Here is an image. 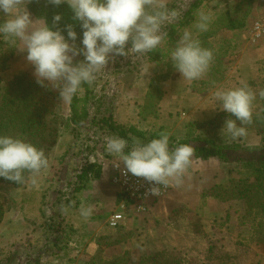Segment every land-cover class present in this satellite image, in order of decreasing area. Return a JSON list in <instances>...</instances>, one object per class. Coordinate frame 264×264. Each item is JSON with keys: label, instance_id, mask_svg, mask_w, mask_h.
Wrapping results in <instances>:
<instances>
[{"label": "rangeland", "instance_id": "374dc122", "mask_svg": "<svg viewBox=\"0 0 264 264\" xmlns=\"http://www.w3.org/2000/svg\"><path fill=\"white\" fill-rule=\"evenodd\" d=\"M193 1L195 0H168V8L178 11L179 16L174 20L166 21L162 33L167 32L171 23L179 21ZM235 1L238 0H204L199 10L211 14V25L220 11L234 9ZM249 22L250 17L248 23L240 29L220 28L206 37L214 55L211 65H224L227 69L224 67L225 71L222 73L224 76L219 82L214 83L215 85L209 84L212 70H208L201 79L192 82V87L204 97L209 96L216 89L228 86L237 77L240 72L241 54L247 48L244 43V32ZM185 29L190 31L194 38L199 33L205 34L195 26ZM165 44L164 39L159 47ZM130 46L129 44L128 47ZM146 58V53H130L127 57L118 56L110 60L105 71L98 74L90 86L91 97L95 100V105H91V111L96 118L112 113L115 120L122 123L120 125L123 127L136 126L141 131L150 133L163 126L169 136L174 135L176 131H182L181 120L176 119L175 125L165 126L158 124L154 118L144 119L140 114V117H137L138 110L132 102H138L141 98L127 95L135 86L140 93L146 90L147 86L143 84H147L155 72L166 73L167 69L165 70L164 65L148 62ZM165 62H171L170 54ZM145 67L151 69L145 76L147 83H142V70ZM259 69L263 75L260 81L261 91L264 88V61L260 63ZM220 70L218 69L219 73ZM52 91L58 94L57 90ZM169 101L170 97L164 102L165 104L163 103L164 115L170 109ZM60 103L63 106V114L67 116L68 103ZM188 116L181 115V119ZM216 125L212 123L203 128L205 136L225 147L228 160L222 161L216 157L220 163L216 162L211 166L213 169L209 172L200 169L199 173L211 177L208 188L203 192L206 194L218 193L220 189L217 185L223 184L221 181L228 176L230 169L240 168L241 160L264 158L260 136L248 132L247 137L242 140L231 141L227 135L224 137L221 135L222 128H217ZM251 130L254 131L253 128ZM108 136L112 135L103 133L98 125L93 123L92 118L73 129L62 124L57 144L50 151V167L42 177L38 189L30 187L27 183L20 185L17 182L0 181V204L3 207L0 221V264H115L121 256L124 260L130 259L126 264H139L141 255L152 249L181 252L188 264H222L224 261H218L216 257L224 253L233 257L226 259L230 263L233 261L231 264H264V243L257 241L254 230L250 227L251 224L241 222L240 215L246 208L245 199L230 197L229 201H221L212 196L205 198L201 196L194 200L189 198L188 189L192 187H189L188 183L183 185L180 191H174L176 193L173 199L176 204L170 210L169 216L148 221V213L142 217L146 218V221H141L133 227L128 224L130 220L128 219L122 224L125 226L121 230L122 233L117 234L118 226L108 225V219L116 210L117 202L113 208H110L108 205L111 200L107 198V192L101 191L102 196L96 200L94 192L88 191L85 195L84 189L81 192L74 191L80 183L78 173L89 157L98 163L101 158H114L105 149V137ZM129 147L128 145L127 148ZM215 173L218 182L212 179ZM92 183L87 181L84 185L85 189L91 187ZM187 186L185 192L182 188ZM173 187H169L162 200L170 194ZM103 189L106 190V187H102ZM182 192L187 195H183ZM224 195L225 193L223 195L221 193V196ZM210 198L215 202H211ZM95 203L98 204L99 211H103L100 212L102 216L98 217V222H93L95 217L90 216L85 219L80 215L82 204L94 207ZM62 206L67 208V212H62ZM100 236H119L126 239L118 243H103L100 255L95 256L98 245L94 240ZM211 247L216 252L214 256L209 257Z\"/></svg>", "mask_w": 264, "mask_h": 264}, {"label": "clouds", "instance_id": "9594fccd", "mask_svg": "<svg viewBox=\"0 0 264 264\" xmlns=\"http://www.w3.org/2000/svg\"><path fill=\"white\" fill-rule=\"evenodd\" d=\"M33 0H0V40L11 44L20 52H26V60L33 66L36 83L41 87L58 91L59 102L68 103L85 83L91 85L97 75L105 71L110 60L118 56L144 54L156 50L167 33H162L166 21L179 16L168 8V0H48L54 6L66 4L72 19L82 30V47L78 46L77 32L72 24L59 27L62 17L56 14L49 26L45 18L33 19L27 5ZM195 27L206 32L212 16L198 10ZM67 32V38L62 33ZM19 42V43H17ZM131 45L128 47V45ZM78 56L83 60L76 61ZM214 59L210 49L203 48L199 39L185 30L170 52L173 67L188 82L201 79ZM75 61V62H74ZM151 68L142 70V83ZM264 99V89L259 92ZM219 110L235 119H226L221 135L231 141L247 137V125L253 122V103L256 93L246 83L235 88H220L213 93ZM239 121V125L237 123ZM129 152L128 142L117 136L105 137L106 152L116 158L114 163L124 165L123 174L143 178L153 185V196L160 188L179 187L191 167L195 149L191 144L169 147V134L161 132L159 138L142 143L133 137ZM92 163L95 161L89 157ZM50 167V160L42 148L19 137L0 136V177L27 183L39 188L42 177ZM27 174V175H25ZM62 212L67 208L62 206ZM92 207L81 205L80 215L88 219Z\"/></svg>", "mask_w": 264, "mask_h": 264}, {"label": "trees", "instance_id": "16d2710c", "mask_svg": "<svg viewBox=\"0 0 264 264\" xmlns=\"http://www.w3.org/2000/svg\"><path fill=\"white\" fill-rule=\"evenodd\" d=\"M256 1L264 0H238L235 1L234 9L220 11L204 33H199L195 38L199 39L201 46L211 50V45L207 42L206 37L214 34L220 28H229L237 30L244 27L249 20ZM204 0H195L176 23H171L165 37L166 44L163 47H158L152 52L146 53L148 62H155L157 65H164L166 73L155 72L150 79L149 91L146 101L141 108L140 115L144 119L150 116H156L163 95V82L171 77L176 71L171 62H165L166 57L170 54V49L176 45L177 41L182 36L185 28H193L197 22V10ZM29 10L38 18H45L49 26H52L54 15L60 14L62 19L59 22V27L64 28L67 24H72L77 32V45L82 47L81 41L83 30L79 24L72 19V12L66 4L54 6L48 3V0H33L28 4ZM4 19L3 13H0V21ZM183 29H185L183 31ZM67 38V32L62 33ZM18 43V42H17ZM16 48L11 44L0 40V136L19 137L32 143L37 148H42L45 154L50 155V151L57 144L60 128L62 124L69 126L72 129L86 123L90 117V107L95 105L94 98L91 97V85L85 83L81 89L70 101V111L67 116L63 114V106L59 102L58 94L52 90L41 87L36 83L35 78L30 77L27 71L21 70L8 74L11 69V60L14 57ZM222 64V63H221ZM224 65H211L209 70H212L210 76V85H215L219 82L224 74ZM226 68V67H225ZM218 69H221L220 73ZM227 69V68H226ZM164 72V71H163ZM215 83V84H214ZM264 89V88H263ZM82 90V92H81ZM261 112L253 113V122L246 127L258 133L261 136L262 148H264V99H261ZM232 118L230 114L222 113L218 118L209 123H188L186 133L183 137L177 138L175 135L169 136V147L175 148L180 144H191L192 142L202 141L204 145L194 147L196 157L208 159L217 157L222 161H227L225 147L215 142L210 137L201 135L200 129L206 128L208 124L216 123L217 128H222L226 119ZM94 124H97L99 129L112 136H117L125 139L131 147L133 144V136L139 139L142 143H147L152 139L159 138L161 132H167L163 126L146 133L141 131L136 126L123 127L118 123L113 114L102 115L96 118L92 117ZM239 124V121H237ZM134 134V135H132ZM131 143V144H130ZM129 147V148H130ZM125 148V153L130 149ZM102 174V164L87 160L83 165L80 173H78L79 185L74 188L75 192H81L85 187V183L100 178ZM27 175V174H25ZM217 185L219 192L211 194L203 193L202 197L212 196L219 200L229 201L232 198H242L246 201V208L243 210L241 222L243 224H251L250 227L254 230L257 241L264 243V158L244 159L241 160L239 169H230L228 176L223 178ZM0 181L14 182L0 177ZM218 190V189H217ZM225 193L224 196H221ZM0 204V210L2 209ZM3 211H0V221ZM124 225L117 227V234L122 233ZM61 232V231H60ZM135 234V233H133ZM59 239L61 237H58ZM108 238V239H107ZM107 239L106 241H103ZM126 237H107L100 236L96 238L98 245L95 256L100 255L103 243L112 244L118 243ZM209 257L214 256L216 250L211 247ZM130 253V252H128ZM131 254V253H130ZM218 261H224L222 264H231L226 259L233 258L219 254ZM115 264H126L130 261L121 256ZM139 264H188L185 256L181 252L168 251L166 249H152L144 252L141 255Z\"/></svg>", "mask_w": 264, "mask_h": 264}, {"label": "crops", "instance_id": "0c3cea01", "mask_svg": "<svg viewBox=\"0 0 264 264\" xmlns=\"http://www.w3.org/2000/svg\"><path fill=\"white\" fill-rule=\"evenodd\" d=\"M28 11L30 12L33 19H39L29 10V8ZM258 18H264V3L262 1L255 2L253 11L250 15V22L246 26L247 30L244 32V43L246 44L247 48L241 54V61L239 62V64L241 65L240 72H238L237 77L232 80V82L228 86L224 87V89L240 87L242 86V83H246L247 85H249L250 88L256 93V100L253 103V113H260L262 109L261 98L259 96V89L261 87L260 81L262 80L263 75L260 73L259 65L260 63H262V61H264V34L256 40H253L250 37L251 26L254 20ZM26 55V52L22 53L18 49H16L15 55L11 60V69L8 71V74L25 70L34 77L33 66L27 62ZM80 60H83V58L81 56H78L76 58V61ZM150 79L147 84H143L144 86L146 85L147 88L142 93L138 92V90L135 89L136 86L131 88L129 93H127L129 97L131 96L132 98H141V100H138V102L131 101L138 110L137 117H140L139 113L146 101L147 94L149 91ZM192 82L193 81L188 82L183 80L181 74L176 70L169 79L163 82V95L160 100L157 115L148 117L156 119L158 121V124L165 126L175 125L176 119L181 120L180 124L182 131H176V133H174L177 138H181L185 135L186 126L188 123H209L210 121H213L218 118L222 113H227L219 110L217 104L214 102L213 93L217 89L213 91L209 96L204 97L203 94H201L200 92L195 90L194 87H192ZM168 97H170V109L167 114L164 115L163 105L165 104L164 102L168 99ZM68 105V111H70V102H68ZM181 115L189 116L181 119ZM92 117L93 113L90 107V117L88 121L91 120ZM204 131V129L199 130L201 135L206 134L204 133ZM247 131L253 132L255 136H260L258 133L250 130L249 128H247ZM193 143V147L200 146V144L204 145V142L202 141H196ZM99 160V162L102 164V174L100 178L92 181L93 183L91 187L89 186L86 189L84 188V194L86 195L88 191L94 192V199L97 200L99 196H102L100 195L101 191H103L104 193L107 192L106 196L111 200L108 206L110 208H113V206H115L117 202V188L111 183V176L113 174L112 162H114L115 159L101 158ZM216 162H219L216 157L202 159L194 155L192 158L191 167L188 169L185 175L183 184L179 187L174 186L173 189H171L170 194L166 198H164L163 200L161 199L158 203H154L151 206L149 214L147 215L148 221H151V219H159L169 216L168 214L170 213V210H172V208L175 207L176 204L173 199L176 193L174 191H180V188L187 183L190 184L189 187H192L188 189V192H190L188 194L189 198H193L195 200L198 197H201L204 190L208 188V181L209 179H211V177H206L203 173H199V171L200 169H202V171L204 170L206 172H209L211 169H213L211 168V166H214ZM216 174L217 173L213 175L212 179H214L215 182H218V176H216ZM223 175H226L225 172L223 173ZM102 187H106V190H102ZM187 188L188 186L183 187L182 189L187 192ZM185 192H182V194L187 195ZM210 201L215 202L214 199L211 198ZM97 203L94 204V207L91 205L92 209L94 208L91 215L92 217H95L93 222H98V217L102 216L101 213L103 212L99 211ZM141 218L142 217L129 218L130 220L128 224L132 225L133 227L141 221H146V218ZM94 242L96 243V240H94ZM90 244H92L91 241Z\"/></svg>", "mask_w": 264, "mask_h": 264}, {"label": "built area", "instance_id": "2783aa9c", "mask_svg": "<svg viewBox=\"0 0 264 264\" xmlns=\"http://www.w3.org/2000/svg\"><path fill=\"white\" fill-rule=\"evenodd\" d=\"M264 34V18L254 20L250 37L253 40L260 38ZM119 163V167L112 163L113 174L111 176L112 183L118 188L117 208L110 215L108 225L117 227L125 223L129 218H137L146 216L151 206L161 199L169 190V187L160 188L157 196L150 194L149 189L153 186L143 178L135 177L132 174L124 175V165Z\"/></svg>", "mask_w": 264, "mask_h": 264}]
</instances>
